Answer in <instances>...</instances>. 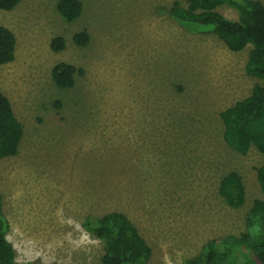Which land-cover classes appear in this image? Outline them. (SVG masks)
<instances>
[{
    "label": "rangeland",
    "instance_id": "1",
    "mask_svg": "<svg viewBox=\"0 0 264 264\" xmlns=\"http://www.w3.org/2000/svg\"><path fill=\"white\" fill-rule=\"evenodd\" d=\"M57 1L0 10L16 37L0 91L23 126L18 153L0 159L17 260L101 264L102 243L82 222L110 211L125 213L147 241L146 264H182L208 240L239 236L253 201H264L256 177L264 154L231 149L220 112L261 83L245 72L252 46L232 51L211 26L175 20L174 0H79L73 21ZM216 10L237 18L226 5ZM80 31L84 46L73 40ZM57 36L65 46L53 51ZM58 62L76 67L72 87L54 84ZM231 171L245 186L236 209L218 193Z\"/></svg>",
    "mask_w": 264,
    "mask_h": 264
},
{
    "label": "trees",
    "instance_id": "2",
    "mask_svg": "<svg viewBox=\"0 0 264 264\" xmlns=\"http://www.w3.org/2000/svg\"><path fill=\"white\" fill-rule=\"evenodd\" d=\"M19 2L0 0V10H11ZM222 5L235 9L237 18L229 19L219 13L216 8ZM56 9L66 21H73L81 15L82 4L79 0H58ZM168 14L181 23L211 26L209 32L217 35L232 51L252 46L245 72L261 83L254 85L248 96L221 111L220 117L223 139L231 149L244 155L254 146L264 154V4L259 0H174ZM73 40L84 46L89 35L80 31L74 34ZM64 46V38L60 36L51 42L53 51H60ZM15 48L14 33L0 25V65L14 60ZM76 71L74 65L58 62L52 67V80L59 88L72 87ZM22 137L23 126L9 98L0 91V159L15 156ZM256 177L264 193V163L256 168ZM218 193L229 207H241L245 202L241 176L235 171L224 175L219 181ZM82 226L102 243L101 264H146L151 258V247L123 212L88 216ZM9 227L0 194V264H34L17 260L15 248L6 236ZM182 264H264V201H253L245 218V230L239 236L208 240L199 254L185 259Z\"/></svg>",
    "mask_w": 264,
    "mask_h": 264
}]
</instances>
